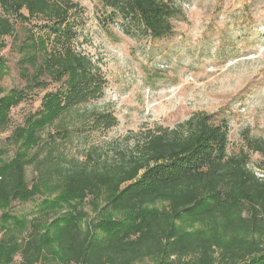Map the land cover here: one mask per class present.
<instances>
[{"label":"trees","instance_id":"obj_1","mask_svg":"<svg viewBox=\"0 0 264 264\" xmlns=\"http://www.w3.org/2000/svg\"><path fill=\"white\" fill-rule=\"evenodd\" d=\"M98 1L154 40L171 34L179 12L173 0ZM76 8L71 0H0V47L15 32L14 16L41 18L65 41L51 52L42 40L24 43L31 50L26 62L36 71L31 84L58 88L41 101L46 114L38 110L14 130L15 157L5 161L0 150V264H264V177L249 168L246 151L229 154L226 122L216 125L214 117L198 114L176 130L145 134L118 156L89 143L95 127H109L112 117L78 109L103 97L104 87L99 65L72 45ZM26 93L0 99V129ZM74 139L85 146L82 158L71 152ZM247 148L264 157V142L249 140ZM36 197L42 200L34 217L10 213L13 202ZM156 203L164 209L150 210ZM113 214L125 217L114 220ZM82 219L97 223L85 232ZM205 221L213 229L222 222L220 235L183 228ZM238 232L256 237L227 241Z\"/></svg>","mask_w":264,"mask_h":264},{"label":"rangeland","instance_id":"obj_2","mask_svg":"<svg viewBox=\"0 0 264 264\" xmlns=\"http://www.w3.org/2000/svg\"><path fill=\"white\" fill-rule=\"evenodd\" d=\"M71 1L77 5L70 17L77 33L72 45L99 65L104 87L103 97L78 109L85 115L104 112L112 117L109 127L95 125L97 132L89 136V143L118 156L120 151L134 150L149 132L176 130L193 116L204 114L214 117L216 125L227 123L229 154L246 151L250 154L249 168L264 175V157L247 148L249 140L264 142V0H173L179 12L172 21L171 34L161 40L152 39L137 22L113 16L98 0ZM23 15L28 17L25 12ZM12 20L15 32L5 37L0 47V99L16 91L27 93L0 129L5 161L12 160L17 152L11 140L14 130L38 110L46 114L41 101L58 88L55 83L47 90L31 84L36 71L26 62L31 50H25L24 43L42 40L49 52L65 44L48 31L41 18L24 21L14 16ZM40 81H44L43 76ZM74 143L76 139L70 145L71 152H80L78 157L82 158L85 146ZM32 175L30 167L28 176ZM41 200L13 202L9 211L32 218ZM164 207L156 203L150 210ZM85 211L92 219L96 217L89 205ZM2 215L0 210V222ZM124 217L113 214L114 220ZM96 223L80 221L85 232ZM217 226L213 229V222L205 221L183 228L205 237L214 231L220 235L222 222ZM2 233L0 229V239ZM252 236L238 232L227 241Z\"/></svg>","mask_w":264,"mask_h":264},{"label":"built area","instance_id":"obj_3","mask_svg":"<svg viewBox=\"0 0 264 264\" xmlns=\"http://www.w3.org/2000/svg\"><path fill=\"white\" fill-rule=\"evenodd\" d=\"M256 174L258 175V173H256ZM259 175L264 177V175H261L260 173H259ZM259 175H258V176H259Z\"/></svg>","mask_w":264,"mask_h":264}]
</instances>
